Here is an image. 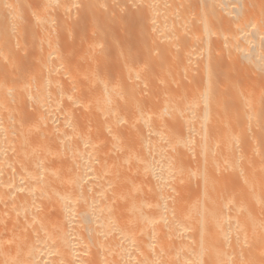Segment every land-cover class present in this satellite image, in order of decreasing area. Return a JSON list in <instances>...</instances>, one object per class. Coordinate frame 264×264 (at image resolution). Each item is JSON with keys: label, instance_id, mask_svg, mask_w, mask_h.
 Segmentation results:
<instances>
[{"label": "bare ground", "instance_id": "1", "mask_svg": "<svg viewBox=\"0 0 264 264\" xmlns=\"http://www.w3.org/2000/svg\"><path fill=\"white\" fill-rule=\"evenodd\" d=\"M261 12L0 0V264H264Z\"/></svg>", "mask_w": 264, "mask_h": 264}, {"label": "rangeland", "instance_id": "2", "mask_svg": "<svg viewBox=\"0 0 264 264\" xmlns=\"http://www.w3.org/2000/svg\"><path fill=\"white\" fill-rule=\"evenodd\" d=\"M180 1H181V0H180ZM182 1H184V0H182ZM102 6H103V7L105 6L104 8H108V7H107L106 5H104V4L101 5V11H102V13H103V9H104V8H103ZM220 6H221V5H220ZM104 10H106V9H104ZM261 14L264 15V12H261ZM132 17H133V19L135 20L134 16H132ZM132 17H131V18H132ZM133 19H132V20H133ZM255 24H256V23H251V26H253L252 29H250L251 33H252V34L261 35V36L264 37V26H263V27H260V26H258V25H257V26H254ZM113 25H114V24H111V26H113ZM115 27H116V26L114 25L112 29H109V31H110V30H112V31L115 30V31H113V32H114L113 34H112V31L109 33V34L111 35V37H110V35H109L110 40L113 41L114 44H116L117 41L119 40V36H120V35L117 36V32H118V31H119V32H122L121 29H119V30L117 31V30L115 29ZM110 28H111V27H110ZM120 30H121V31H120ZM119 32H118V34H119ZM115 33H116V34H115ZM245 33H249V31H245ZM120 34H121V33H120ZM112 35H114V36H112ZM115 35H116V37H115ZM112 37H113V38H112ZM115 39H116V40H115Z\"/></svg>", "mask_w": 264, "mask_h": 264}]
</instances>
